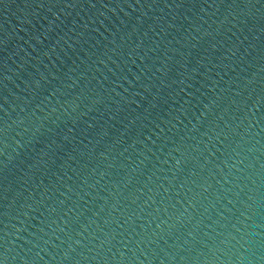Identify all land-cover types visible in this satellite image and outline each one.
<instances>
[{"label": "water", "instance_id": "1", "mask_svg": "<svg viewBox=\"0 0 264 264\" xmlns=\"http://www.w3.org/2000/svg\"><path fill=\"white\" fill-rule=\"evenodd\" d=\"M0 264H264V0H0Z\"/></svg>", "mask_w": 264, "mask_h": 264}]
</instances>
